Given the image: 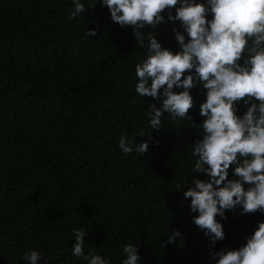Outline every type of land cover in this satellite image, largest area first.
<instances>
[{
	"label": "trees",
	"instance_id": "1",
	"mask_svg": "<svg viewBox=\"0 0 264 264\" xmlns=\"http://www.w3.org/2000/svg\"><path fill=\"white\" fill-rule=\"evenodd\" d=\"M0 264H264V0H0Z\"/></svg>",
	"mask_w": 264,
	"mask_h": 264
}]
</instances>
